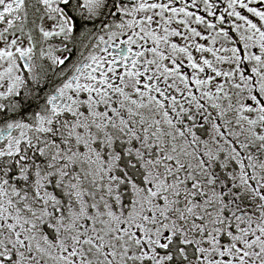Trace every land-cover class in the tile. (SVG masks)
I'll use <instances>...</instances> for the list:
<instances>
[{
    "label": "snow or ice",
    "instance_id": "1",
    "mask_svg": "<svg viewBox=\"0 0 264 264\" xmlns=\"http://www.w3.org/2000/svg\"><path fill=\"white\" fill-rule=\"evenodd\" d=\"M0 264H264V0H0Z\"/></svg>",
    "mask_w": 264,
    "mask_h": 264
},
{
    "label": "flooded vegetation",
    "instance_id": "2",
    "mask_svg": "<svg viewBox=\"0 0 264 264\" xmlns=\"http://www.w3.org/2000/svg\"><path fill=\"white\" fill-rule=\"evenodd\" d=\"M227 26V25H226Z\"/></svg>",
    "mask_w": 264,
    "mask_h": 264
}]
</instances>
